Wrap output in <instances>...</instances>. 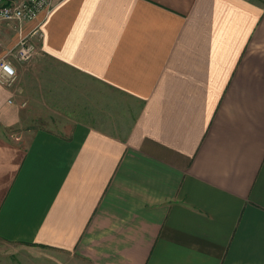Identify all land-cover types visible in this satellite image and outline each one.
<instances>
[{"label": "crops", "instance_id": "obj_1", "mask_svg": "<svg viewBox=\"0 0 264 264\" xmlns=\"http://www.w3.org/2000/svg\"><path fill=\"white\" fill-rule=\"evenodd\" d=\"M53 7L0 20L37 47L0 84L7 264H264V0Z\"/></svg>", "mask_w": 264, "mask_h": 264}, {"label": "built area", "instance_id": "obj_2", "mask_svg": "<svg viewBox=\"0 0 264 264\" xmlns=\"http://www.w3.org/2000/svg\"><path fill=\"white\" fill-rule=\"evenodd\" d=\"M53 8V0H0V20L21 28L49 15ZM36 52V45L25 36L10 48L0 41V84L12 86L17 79L16 64L30 61Z\"/></svg>", "mask_w": 264, "mask_h": 264}, {"label": "rangeland", "instance_id": "obj_3", "mask_svg": "<svg viewBox=\"0 0 264 264\" xmlns=\"http://www.w3.org/2000/svg\"><path fill=\"white\" fill-rule=\"evenodd\" d=\"M66 93H58V97L63 96ZM46 96L49 98V94L47 93ZM53 96V93H52ZM59 100V105H60ZM68 117L65 113L62 115L55 116V120L58 121L59 124H62L63 121ZM76 117V116H75ZM14 136V135H13ZM32 256L33 249L31 246L21 245V244H11L0 241V263L7 264V263H19L21 260L24 259L26 255Z\"/></svg>", "mask_w": 264, "mask_h": 264}]
</instances>
